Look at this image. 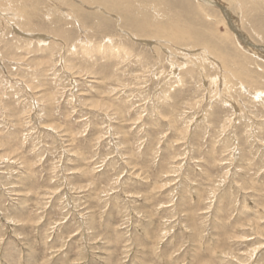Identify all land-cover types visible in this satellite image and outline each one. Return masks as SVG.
Listing matches in <instances>:
<instances>
[{
  "label": "rangeland",
  "instance_id": "rangeland-1",
  "mask_svg": "<svg viewBox=\"0 0 264 264\" xmlns=\"http://www.w3.org/2000/svg\"><path fill=\"white\" fill-rule=\"evenodd\" d=\"M7 1L0 264H264V0Z\"/></svg>",
  "mask_w": 264,
  "mask_h": 264
},
{
  "label": "bare ground",
  "instance_id": "bare-ground-1",
  "mask_svg": "<svg viewBox=\"0 0 264 264\" xmlns=\"http://www.w3.org/2000/svg\"><path fill=\"white\" fill-rule=\"evenodd\" d=\"M10 1V0H9ZM13 1V0H12ZM35 1V0H34ZM80 1V0H79ZM82 1V0H81ZM85 2H87V3H100V4H102L103 5V7H105L106 9H109V10H118V14L121 12V10L122 9H124V11H126V10H131L132 8H134V7H136V6H138V7H142V9L143 8H145V6L146 5H144V4H142V2H144V0H142V2L140 1V0H137V2H133V1H130V0H113V1H111V0H84ZM123 1V2H122ZM124 1H125V3H124ZM205 2V4H208V5H212L214 2H211V1H209V0H202V2ZM235 1H237V0H235ZM242 1V0H241ZM256 1V0H255ZM0 6L3 4V3H6V2H8L7 0H0ZM11 2V1H10ZM16 2V1H15ZM26 2V1H25ZM24 2V3H25ZM29 2V1H28ZM71 2H72V0H71ZM113 2V3H112ZM12 3V2H11ZM17 3V2H16ZM16 3H12L11 5L10 4H8L9 5V7H11V6H13L14 4H16ZM30 3V2H29ZM53 3V2H52ZM51 3V4H52ZM72 3H74V2H72ZM241 3V2H240ZM77 4V3H76ZM99 4V5H100ZM139 4V5H138ZM183 3H181V5H182ZM216 4V3H215ZM7 5V6H8ZM6 6V5H5ZM19 6V5H18ZM27 6V5H26ZM94 6H96V5H94ZM14 7V6H13ZM12 7V8H13ZM70 7V6H69ZM190 7V6H189ZM188 7V8H189ZM6 9L5 7H3V6H1L0 7V9ZM19 8V7H18ZM47 8V7H46ZM71 8V7H70ZM79 8V7H78ZM115 8H117V9H115ZM150 8L154 11V10H156V8H154V7H151L150 5L148 6V9L150 10ZM203 8V7H202ZM221 8H222V5H221ZM1 9V10H2ZM59 9V8H58ZM69 9V8H68ZM79 9H81V8H79ZM98 9H100V7L98 8ZM106 9H105V11H106ZM9 10H11V9H9ZM26 10V9H25ZM48 10L50 11V9L48 8ZM102 10H104L103 8H102ZM200 10V9H199ZM5 11V10H4ZM12 11V10H11ZM68 11V10H67ZM143 11H145L144 9H143ZM151 11V10H150ZM7 12H9L8 10H7ZM17 8H16V10L14 9V13H16L17 14ZM29 12V11H28ZM74 12V11H73ZM108 12V11H107ZM13 13V15H11L12 16V20H15V18H17L16 17V14H14ZM21 13V12H20ZM64 13V12H63ZM67 13V14H66ZM65 13V17H68L69 16V19H70V17H72L71 15H69V12H66ZM23 14V13H22ZM21 14V15H22ZM29 14V13H28ZM48 15L50 14V13H47ZM81 14V13H80ZM115 14V13H114ZM4 15H6V14H4ZM3 14H2V16H4ZM86 15V14H85ZM156 15L159 17V15L156 13ZM1 16V17H2ZM7 16V15H6ZM11 16H9V17H11ZM87 16V15H86ZM21 17V16H20ZM77 17H79V16H77ZM83 17H85V16H83ZM125 17V18H124ZM121 16V15H119V20L121 21L123 18H124V22H123V24L124 25H126L129 29V33L131 34V36H133V37H142V38H149V37H155V38H162V40H164V39H166V41L167 40H170V41H172V42H175V43H180L181 41H183L184 39H186V38H190L189 36H190V33H189V31H190V29H189V27H190V25L188 26V24H186L184 21H181L182 20V17L180 16V15H178V17H177V19L175 20V22L173 21H169V23H166L165 24V22L164 23H160L159 24V22H157L158 20H157V17H155V16H152V17H154L155 19H150L149 17H147L145 14L144 15H141V16H137V15H134V17L132 16L131 18L127 15L126 16V14H125V16ZM4 18V17H3ZM26 18H27V16H26ZM30 18V17H29ZM28 18V19H29ZM81 18V17H80ZM128 18H130V19H128ZM23 19V18H22ZM22 19H20L19 21L20 22H22ZM74 19H76V17L74 18ZM73 19V20H74ZM5 20V19H4ZM24 20H25V18H24ZM23 20V21H24ZM151 20V21H150ZM27 21V20H26ZM75 21V20H74ZM77 21V20H76ZM79 21V20H78ZM77 21V22H78ZM13 22V21H12ZM14 22H16V20L14 21ZM28 22V21H27ZM80 22V21H79ZM18 23V21L16 22V24ZM24 23V22H23ZM76 23V22H75ZM81 23V22H80ZM3 24V23H2ZM7 24H9V23H7ZM21 25H22V23H21ZM17 27H22V26H20V25H17ZM124 27V26H123ZM2 28V27H1ZM9 28H10V26H9ZM82 28V27H81ZM131 28V29H130ZM135 30H134V29ZM122 29V28H121ZM80 32H82V29L80 30V29H78ZM138 30V31H137ZM2 31V30H1ZM122 31V30H121ZM15 32V31H14ZM16 33V32H15ZM17 33H21V32H19V31H17ZM16 33V34H17ZM13 34V33H12ZM23 34V33H22ZM24 34H26V33H24ZM45 34V33H44ZM27 36H29V39H33V40H38L40 43L41 42H45L46 41V39L48 38L47 36H42V35H33V34H26ZM26 36V37H27ZM50 36V35H49ZM83 36V35H82ZM53 37V36H52ZM132 37V38H133ZM54 38V37H53ZM31 41V40H30ZM30 41H29V43H30ZM47 42V41H46ZM53 42V41H52ZM171 42V43H172ZM243 42V41H242ZM111 43V42H110ZM143 43V42H142ZM152 43V42H151ZM110 45V44H109ZM151 45V44H150ZM246 45H248L247 43H246ZM158 46V45H157ZM160 46H162V45H160ZM54 47V46H53ZM168 47V46H167ZM167 47H166V49H167ZM178 47V46H177ZM240 47V46H239ZM248 47H249V45H248ZM27 48V47H26ZM102 48V47H101ZM105 48V47H104ZM108 48V47H107ZM109 49V48H108ZM156 49H158V48H156ZM251 49V48H250ZM115 50V49H114ZM153 51V50H152ZM169 51H170V48H169ZM127 53V52H126ZM156 53V52H155ZM160 55V54H159ZM203 55V54H202ZM205 56H207V55H205ZM208 56H209V54H208ZM191 58H193V57H191ZM200 58V57H199ZM202 58V57H201ZM217 59V58H216ZM189 60V59H188ZM203 60V59H202ZM208 60V59H207ZM218 60H220V59H218ZM204 61V60H203ZM211 63V62H210ZM221 63V62H220ZM169 64H170V62H169ZM196 64V63H195ZM221 65V64H220ZM193 66H195L194 64H193ZM191 68V67H190ZM199 68V67H198ZM196 71H197V69H196ZM225 75V74H224ZM180 77V76H179ZM223 80V79H222ZM180 81V80H179ZM220 81H221V79H220ZM241 81V80H240ZM209 83H210V81H209ZM211 84V83H210ZM224 85V84H223ZM247 86V85H246ZM251 87V86H250ZM249 87V88H250ZM30 88V87H29ZM251 89H253V88H251ZM246 90H247V88H246ZM245 90V91H246ZM248 91V90H247ZM246 91V92H247ZM253 91V90H252ZM254 93H256L255 92V89H254V91H253ZM254 97V96H253ZM261 97V96H260Z\"/></svg>",
  "mask_w": 264,
  "mask_h": 264
}]
</instances>
